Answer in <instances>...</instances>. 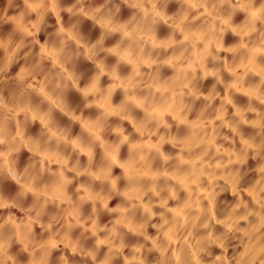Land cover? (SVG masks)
Returning a JSON list of instances; mask_svg holds the SVG:
<instances>
[{
  "label": "clouds",
  "instance_id": "9594fccd",
  "mask_svg": "<svg viewBox=\"0 0 264 264\" xmlns=\"http://www.w3.org/2000/svg\"><path fill=\"white\" fill-rule=\"evenodd\" d=\"M0 264H264V0H0Z\"/></svg>",
  "mask_w": 264,
  "mask_h": 264
}]
</instances>
